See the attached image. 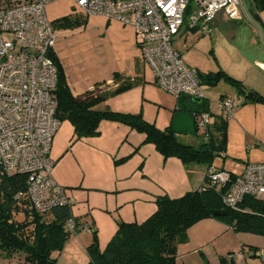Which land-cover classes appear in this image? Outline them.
Here are the masks:
<instances>
[{
  "label": "rangeland",
  "instance_id": "obj_1",
  "mask_svg": "<svg viewBox=\"0 0 264 264\" xmlns=\"http://www.w3.org/2000/svg\"><path fill=\"white\" fill-rule=\"evenodd\" d=\"M243 1L250 9V0ZM192 5L197 9L194 2ZM195 9L187 12L186 22ZM46 15L53 26L55 20L66 15H80L86 19L83 25L74 28H55L54 51L75 95L92 90L96 84L104 83L106 86V83L113 81L115 73L138 78L140 84L100 100L95 108L141 113L147 121L161 129L172 125V115L177 108L176 97L156 82L152 68L139 45L142 37L133 27L117 20L85 15L72 0L50 3L46 7ZM215 21L212 33L204 34L199 29L184 28L174 38V47L180 51L185 62L203 72H216L222 68L237 79V75H250V64L254 63L257 51L254 44L255 30L247 19L242 24V20L230 19L224 12L217 14ZM108 87L114 89L115 84ZM221 88L231 90L232 85L225 79L217 86L202 85L205 97L210 100L214 111H219ZM231 93V97L238 99L235 90H231ZM210 123L211 121L208 125ZM103 126V135L77 139L71 122L64 120L55 136L54 141L58 135L67 131L65 141L68 153L63 165H54L52 176L65 188L67 194L75 191L80 196L83 195L79 200L70 201L71 204L74 203L72 208L75 213L78 209L84 211L80 215L79 234H73L61 251L53 253L59 264H91L87 247L93 241V232L97 231L99 247L103 250L111 237L112 224L117 226L122 221L125 206L112 208L117 197L122 199L121 194L126 192L133 194L135 190L125 189L133 187L140 178L148 183L142 177L141 170L144 166L142 163L135 164L134 159L142 154L140 147L154 144L145 142L144 133L124 123L102 120L100 127ZM116 126H122L127 131H118ZM201 132L200 129L199 133ZM179 138L184 143L196 146L205 139L204 136L195 134H179ZM52 154L53 152L51 156ZM142 157L145 160V153ZM151 159L154 161L149 156V160ZM150 165L156 171L154 162H150ZM119 172H123V175L126 172L132 177L119 181ZM160 172L161 170L156 171L157 174ZM56 174L73 182L61 184ZM121 182H125L121 186L124 190H118V183ZM97 186L101 188H96ZM89 196L90 201L87 200ZM17 218L22 219L23 215L18 214ZM209 219H203L204 221H199L188 229V241L178 246L177 264H264V259L255 255L256 250H264V235L235 231L226 221H206ZM223 258L226 260L222 261ZM0 264H25L24 256L16 254L6 257L0 254Z\"/></svg>",
  "mask_w": 264,
  "mask_h": 264
},
{
  "label": "built area",
  "instance_id": "obj_2",
  "mask_svg": "<svg viewBox=\"0 0 264 264\" xmlns=\"http://www.w3.org/2000/svg\"><path fill=\"white\" fill-rule=\"evenodd\" d=\"M55 1L59 0H0V169L10 176L27 174L26 194L38 212L71 204L65 188L52 176L55 162L50 155L62 124L56 116L54 97L58 72L49 55L54 49L55 30L46 15L47 5ZM72 1L85 15L133 27L142 37L140 47L156 82L175 97H205L197 69L188 65L173 45L181 29L186 25L212 33V22L220 12L230 19L243 18L238 0ZM190 9L195 12L186 22ZM219 110L231 118L236 111L235 99L222 98ZM193 114L196 126L206 129L210 113ZM208 175L218 189L225 188L223 201L229 207L236 208L247 195L264 196V163L249 164L237 174L211 167ZM77 227L70 218L68 231L76 234ZM256 254L264 259V250Z\"/></svg>",
  "mask_w": 264,
  "mask_h": 264
},
{
  "label": "trees",
  "instance_id": "obj_3",
  "mask_svg": "<svg viewBox=\"0 0 264 264\" xmlns=\"http://www.w3.org/2000/svg\"><path fill=\"white\" fill-rule=\"evenodd\" d=\"M251 1L257 10L264 9V0ZM85 22L84 16L66 15L55 20L53 27L54 30L70 29ZM49 55L58 72L54 90L56 116L62 122H71L77 139L99 135L101 121L111 120L144 133L145 142L154 144L164 158H179L185 166L202 164L211 167L215 158L225 152L228 118L213 113L206 97L198 101L189 96L176 97L177 108L173 116L178 111H188L208 112L214 118L201 133L196 126L195 135L205 137L197 146L184 143L171 125L161 129L147 121L141 113L95 108L100 100L140 84L138 78L115 73L112 83H106V86L104 83L96 84L92 90L75 95L54 49L49 51ZM197 73L201 85L215 86L225 79L247 101L264 102V96L247 89L240 79L222 68L216 72L197 70ZM111 84L116 85L114 89L108 87ZM224 97L221 96L220 100ZM208 177L207 173L205 182L198 189L180 197L158 196L156 210L144 221L119 222L116 233L103 250H100L98 234L94 231L93 241L87 247L91 264H177L179 244L188 241V229L203 219L226 221L235 231L264 235V196L247 195L236 208L229 207L223 201L225 188L218 189ZM26 181L27 174L10 176L0 169V254L6 257L22 254L25 264H59L53 253L61 251L73 235L67 229L68 220L73 218L76 221L77 233L81 230V222L73 215L71 204L56 206L48 212L35 210L26 194ZM18 194H21L20 197H17ZM18 214L23 218H17Z\"/></svg>",
  "mask_w": 264,
  "mask_h": 264
},
{
  "label": "crops",
  "instance_id": "obj_4",
  "mask_svg": "<svg viewBox=\"0 0 264 264\" xmlns=\"http://www.w3.org/2000/svg\"><path fill=\"white\" fill-rule=\"evenodd\" d=\"M242 2L244 4L243 0ZM250 2H251L250 9H248L245 4L244 7L247 13L249 14V16L252 18V20L258 23L262 28V30L264 31V9L257 10L255 6L252 4L251 0ZM215 20L216 18L212 22V27L216 25ZM241 20H242L240 21L241 23L244 20H246L244 14ZM251 26L255 30L256 40L254 41V44L256 45V49H257L255 53L256 56L253 60L254 63H251L249 68L250 69L249 72L251 76L250 75H243V76L237 75V76L238 79H240L245 84L247 89L260 93L262 96H264V68H263L264 42L262 41L257 28L252 24ZM184 28H186L187 30H195V29H189L187 28V26H184L181 29V31H183ZM196 69L199 70L198 68ZM110 83H112V81H110L109 84ZM221 90H222L221 93H219L220 98L221 96H232L233 91L231 93V90H235L238 99L234 97L233 98L236 101L237 107L234 115L231 118L226 119L227 143H226L225 152L221 156H217L215 158L211 167H215L218 169H226L231 171L232 173L237 174V173H241L245 169V167L249 164L264 163V102L247 101L244 98V95H239L237 90L233 86L231 90L225 88H221ZM210 109L213 113L220 114V110L214 111V109L211 106V103H210ZM210 117H211L210 121L212 123L214 121V118L212 116ZM103 125L106 126L110 124H103ZM104 126L103 128H101L99 125V131H100L99 136L104 134V130H105ZM116 127L118 131L121 132L127 131L122 126H116ZM73 131H74V127H73ZM66 132L67 131H64L61 135H58L56 141H54L55 140L54 137L51 148V152H53L51 158L53 159L54 162L56 161L55 165H60V166L63 165L62 163L65 161V157L68 153V148L66 147V141H65V139L67 138L65 136ZM74 136H76L75 132H74ZM140 148L142 150V154H140V156L138 157L135 156L134 161H136L135 164L140 165L142 163V166H144L145 169L147 168L146 170H144V168L142 167L143 169L141 171H142V177H145L148 183H144L145 180H142V178H140V180H138L137 183H134L133 187H129L125 189V191L135 190L134 193L129 194L126 192L124 194H121L123 198L119 199V197H117L114 206L112 207L113 209H116L119 206H123V207L125 206V209L123 210L124 213L121 218V220L125 222H142L146 218H148L157 208L156 199L158 196L168 195L170 197H180L189 191L198 189L205 182V177L211 168L207 165L192 164L189 166H185L184 163L179 158L176 157L163 158V155L156 149L155 146L152 145H145L144 147H140ZM144 153H145V160L142 159L143 158L142 155ZM149 156H152V158H154V161L152 159L149 160ZM123 158L125 159L126 156H124ZM149 161L154 162L155 164L154 169L156 171L161 170L159 174H157L156 171L151 169L153 167H151ZM133 173L135 174V171ZM56 176H57L56 177L57 180L59 179L58 181H60L61 184H69L73 182V181L70 182L69 179L65 178L63 175L56 174ZM118 176H120L118 178L119 181L129 180L132 177V175L130 176L126 174V172L124 173V175L123 172H119ZM124 183L125 182L118 183L119 184L118 190H124L121 188V186ZM96 188H101V187L97 186ZM66 195L72 202L75 200H79V198L83 196V195L80 196L75 191L70 192L68 194L66 192ZM87 198H88L87 200L90 201V196ZM120 201H122L121 204ZM73 204L74 203H72L71 206ZM106 206H108L107 203ZM72 212L73 215L77 217L81 222L80 215L84 213V211L78 209L77 213H75L74 208H72ZM201 221L199 223H201ZM206 221H216V220L209 219ZM117 229H118V225L116 226V224L113 223L110 229L112 230V233L110 234L111 237L109 241L114 236ZM77 234H79V232ZM257 251H255V255L259 257L256 254Z\"/></svg>",
  "mask_w": 264,
  "mask_h": 264
},
{
  "label": "water",
  "instance_id": "obj_5",
  "mask_svg": "<svg viewBox=\"0 0 264 264\" xmlns=\"http://www.w3.org/2000/svg\"><path fill=\"white\" fill-rule=\"evenodd\" d=\"M238 1H239V5L241 7L242 13L246 17V19L252 25H254L257 28L259 35H260L262 41L264 42V31L262 30L260 25L258 23H256L254 20H252V18L249 16V14L247 13V11L244 7L242 0H238ZM194 100L198 101V100H200V98H194ZM171 127H172V130L178 135L179 134H192V135H194L196 133V124H195L194 114L192 112H188V111L176 112L174 117H173Z\"/></svg>",
  "mask_w": 264,
  "mask_h": 264
}]
</instances>
